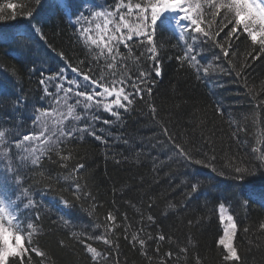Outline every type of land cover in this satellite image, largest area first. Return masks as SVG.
Listing matches in <instances>:
<instances>
[{
  "label": "trees",
  "instance_id": "obj_1",
  "mask_svg": "<svg viewBox=\"0 0 264 264\" xmlns=\"http://www.w3.org/2000/svg\"><path fill=\"white\" fill-rule=\"evenodd\" d=\"M80 2L71 0L64 8L56 0H43L37 9L35 0H0V131L6 133L3 149L9 148L8 159L23 177L22 188L12 173L3 176L13 199L29 189L37 205L25 209L27 198L17 201L21 219L35 222L33 244L45 253L43 258L33 253V264H93L86 244L101 254L98 264H236L225 261L226 253L217 245L224 226L219 220L221 202L225 214L233 215L237 224L234 246L241 257L239 264H264V231L259 227L264 222V163L253 152L264 147V54L252 59L260 46L252 45L245 35L233 39L229 63L211 42L197 44L196 52L202 53L198 73L189 61L177 60L185 50L179 34L164 29L155 35L161 76L155 75L156 61L149 60L146 51L141 55L143 49L136 46L130 54L121 45L124 58H118V66L109 70L111 60L93 59L96 50L90 52L84 46L74 31V18L69 22ZM114 4L115 0H92L85 14L96 6L111 10ZM30 10L35 13L31 20L25 18ZM36 23L43 26L47 43L38 35L32 38L30 26ZM21 37L29 39L21 41ZM22 42L29 43L30 50L23 49ZM221 42L227 47L228 41ZM58 52L73 66L85 71L91 67L93 78L100 80L103 75L102 83L125 81L133 104L127 112L119 109V121L99 109L92 112L99 117L95 121L91 116L81 123L62 124L69 130L90 125L103 141L77 132L75 139L60 138L62 142L53 145L52 151H45L38 166L31 164V158L15 164L22 149L13 142L35 134L36 109L46 106L47 86L41 79L55 75L60 66L70 70ZM209 65L205 75L203 68ZM141 71L149 73V82L140 84L142 97L135 95L129 79L139 83ZM237 72L242 73L239 79ZM48 106H56L53 99ZM234 132L238 138H233ZM173 141L193 158L211 163L216 171L178 157ZM236 167L248 170L243 180L236 178ZM77 183L80 191L73 195ZM192 183L198 185L195 193ZM61 199L68 200L69 207ZM109 213L115 214V222L107 220ZM160 235L165 240H157ZM96 236L109 238L111 247L92 238ZM140 239L145 241L143 248Z\"/></svg>",
  "mask_w": 264,
  "mask_h": 264
},
{
  "label": "snow or ice",
  "instance_id": "obj_2",
  "mask_svg": "<svg viewBox=\"0 0 264 264\" xmlns=\"http://www.w3.org/2000/svg\"><path fill=\"white\" fill-rule=\"evenodd\" d=\"M64 6L70 5L71 0H61ZM92 0H81L80 8L71 12L69 22L72 23L74 18L73 28L75 32L79 33L81 39L84 40V46L91 52L95 49L93 59H103L106 63L111 60V63H107L109 70L115 69L118 58H124V54L120 51V46L123 45L125 49L131 54L134 46L143 49L141 55H144L146 51L149 60L156 61L157 47L155 45V35L158 30L172 29L179 32V39L185 42L184 55L177 57L179 62L185 60L189 61L190 66L196 67L197 72L200 71V62L198 56L201 52H196L195 45H205L211 42L215 48L220 50L225 59L230 63V51L233 48L232 41L240 40L241 35H245L252 45H259V51L252 59H258L261 54H264V0H115L114 7L111 10H91L88 14H85V6L89 5ZM37 9L43 6V0H35ZM9 8H14V5H7ZM34 11L30 10L25 13V18L31 20L34 16ZM15 18V16H13ZM77 25L79 27H77ZM225 29L227 31L225 32ZM30 31L34 36H39L41 40L47 43V38L43 32V26L39 23L30 26ZM221 33L224 36L221 37ZM15 36V34H14ZM21 41H27L29 38L21 37ZM228 41L227 47L221 41ZM188 41H191L190 43ZM21 47L26 50H30V45L27 42H22ZM53 51H55L53 49ZM195 53V54H193ZM60 60L64 62L67 68H70L72 73H75L77 77L83 78V81L88 82L92 86V91L85 92L76 90L74 92L75 104H68V100L71 98L69 93L73 92L72 87H64L63 82L66 79L64 76L65 67L62 66L55 75H48L47 80L41 79L40 83L45 85L49 81H54L59 78V83L56 84V93L63 92V96L56 95L54 97L57 105H67V113L58 112L57 108L42 109L37 108L33 124L41 129L39 134L24 135L22 140L14 141L17 148L24 147V142L33 144V147L29 151L28 148H24L25 152H29L28 156H21V160H28L31 158V164L38 166L41 161V157L45 151H52V146L61 143L60 138L75 139V134L79 132L81 136L84 133L94 136L95 139L103 141V138L96 135L94 130H90V125L77 128L72 127L71 130L60 127L65 120L69 117L76 121L81 119V116L76 114L75 109L78 106H82L85 113L95 106L97 110L101 105L103 111L107 112L116 120H121V114L119 109H123L125 112L130 110L133 104V93L125 92V81L119 82L113 79L112 86L109 87L106 83H102L103 75L101 79L97 80L93 78L90 73L93 71L91 67L85 71L79 66H73L69 58L63 53L58 52ZM219 60V56H216ZM85 62L80 61L83 65ZM247 66V64H245ZM123 67V65H119ZM208 67H204L203 71L207 75L209 71ZM35 68L33 67V71ZM155 75L161 76V66L158 61L155 63ZM44 76V73H41ZM113 75L115 73L113 72ZM242 73L237 72V78H241ZM200 78L199 76L197 77ZM132 80L131 87L135 90L136 96H141L144 91L140 87V84H147L149 82V73L141 71L139 76V83L137 80L129 77ZM68 85H75L80 87L76 79H68ZM119 83V88L116 87ZM100 89V91H95ZM45 95H53L49 92L48 88L44 89ZM149 95H151V88L147 89ZM100 97V100L96 98ZM115 97L114 99H109ZM19 103V101H17ZM155 112V109H152ZM217 112L222 114V109L217 108ZM99 117L93 115L92 120L95 121ZM103 123L110 124L111 121L104 120ZM244 129L237 128L236 131H243ZM58 132V135H57ZM50 133V135H46ZM167 135V130H165ZM6 133L0 131V144L7 143L5 138ZM52 137H56L55 140ZM233 138H238L233 133ZM171 139V137H170ZM174 144V152L178 157L183 158L185 161L200 165L205 168H211L213 172L216 171L215 167L211 163L203 159H195L190 153L181 145ZM254 153H258V157L262 163H264V147L257 149L253 148ZM206 156L207 153H204ZM8 153L5 152L2 158H7ZM67 160V156L61 157ZM216 156H212L214 161ZM64 167V165H61ZM83 165H78V168H82ZM2 168V165H0ZM6 171L13 174L15 182L18 187L22 188L23 177L19 175L18 170L13 168L11 162ZM237 174V179L243 180L244 174L247 173L246 168L236 167L234 169ZM223 175V173H220ZM0 178H3V171H0ZM198 190V185L192 183L191 191L195 193ZM80 191V185H75L73 195H76ZM21 196L27 198V202L24 203V208L37 207L34 199L31 196L29 189H23ZM21 196H17L13 199L7 192L4 184H0V264H33V253L35 257L43 258L45 253L36 245L33 244V236L36 233L35 222L31 219L22 220L20 217V209L17 203L21 199ZM79 198V196H77ZM249 199V197H245ZM64 207H69V201L61 199L60 201ZM219 220L223 226L222 235L217 240V245L222 246L226 255L223 259L225 261H235L239 264L241 257L238 254L236 247L234 246V238L237 233V224L234 222V217L231 214H225L226 208L223 202L218 206ZM39 214L36 216V220H39ZM149 220L153 218L148 217ZM109 222H115L116 216L113 213H109L107 216ZM260 229L264 231V222L259 225ZM111 228H109V232ZM245 232L249 231L248 228L244 229ZM93 239L103 240L105 245L111 247L112 241L106 236H96ZM152 239V237H149ZM159 241L165 240L164 235H160L156 238ZM137 240L136 236L132 237V242ZM63 243V242H61ZM141 247L145 245L143 239L139 240ZM85 248L88 253L92 255L93 264H98L97 256L101 254L97 252V249L90 244H86ZM159 251V246H157ZM181 252H186V248H181ZM169 257L173 253L167 254ZM107 259L106 257H102Z\"/></svg>",
  "mask_w": 264,
  "mask_h": 264
},
{
  "label": "rangeland",
  "instance_id": "obj_3",
  "mask_svg": "<svg viewBox=\"0 0 264 264\" xmlns=\"http://www.w3.org/2000/svg\"><path fill=\"white\" fill-rule=\"evenodd\" d=\"M56 1H58V3L60 4V6L61 7H64L65 8V6H64V4L61 2V0H56ZM96 7H98V8H94V10H96V11H100V10H110V9H103V8H101L100 6H96ZM178 34H179V32L178 31H176ZM61 68V66L59 67V69ZM58 69V70H59ZM48 75H46V77H47ZM64 76L66 77V79L64 80V82H63V86L64 87H72L73 88V92L72 93H69V96L71 97L69 100H68V104H75V100L76 99H78L77 97H75V95H74V92L76 91V90H79V91H85V92H90V91H92L93 89H92V86L91 85H89L88 84V82H85V81H83V78L82 77H77L76 76V74L75 73H72L71 72V70H68V69H65V72H64ZM68 79H76L77 81H78V83H79V85H80V87H77V86H75V85H72V86H70V85H68V83H67V80ZM45 80H47V79H45ZM60 81H59V78H57L56 80H54V81H49V82H47L46 83V86L48 87V90H49V92L50 93H54L53 95H47L46 97H47V99H46V106L44 107L45 109L47 108V109H51V108H57V110H58V112H63V113H67V105H64V104H61V105H57L56 103H55V100H54V98H53V96L55 97L56 95H59V96H63L64 95V93L63 92H60V93H56V84L57 83H59ZM109 87H111L112 85H108ZM116 87L117 88H119L120 87V85L118 84V85H116ZM87 89H89V90H87ZM95 91H100V89H95ZM115 97H111V98H109V99H114ZM51 99H53V104L54 105H56V106H52V107H50L49 108V106H48V102L51 100ZM97 100H100L101 98L100 97H97L96 98ZM100 109H103V107H102V105H101V107H100ZM95 110H97V108L95 107V106H93L90 110H89V112L88 113H85V110H84V108L82 107V106H78L76 109H75V111H76V114H78V115H80L81 116V119L79 120V121H76V120H74L73 118H71V117H69L67 120H65L64 122H63V124H65V123H69V122H72V121H74V122H79V123H81L83 120H87V119H91L92 117V112H94ZM38 114V113H37ZM36 114V115H37ZM91 117V118H90ZM33 127H34V130H35V134H39V132L41 131V129L39 128V127H37L36 125H34L33 124ZM58 128H60V127H62V125H58L57 126ZM58 133V132H57ZM46 135H50V133H46ZM52 139H53V137H52ZM12 147H14V146H12ZM15 147H16V145H15ZM28 148L29 149V151L31 150V148L33 147V144H30L29 142H24V147H21V151H22V154L20 155H18L17 157H16V160H20V161H17L15 164H18L19 162H21V159H20V157L21 156H28L29 155V152H25L24 151V148ZM1 148L3 149V144L2 145H0V157H3L4 156V153L5 152H9V148L7 147V150H5V149H3V151H1ZM9 162H10V160L8 159V157L7 158H2V159H0V165H2V168H0V171H3V175H4V173L6 174V176L7 177H9L10 176V172H8V171H6V169H7V167H8V165H9ZM0 184H4L5 185V187H6V190H7V192L9 193V188H10V183H9V181L3 176V178H0ZM21 204H23V202L21 201ZM23 206V205H22Z\"/></svg>",
  "mask_w": 264,
  "mask_h": 264
}]
</instances>
